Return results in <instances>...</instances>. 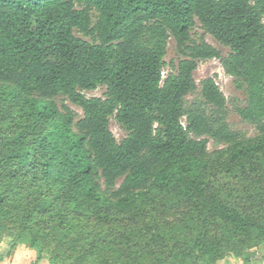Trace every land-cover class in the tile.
<instances>
[{
    "label": "trees",
    "instance_id": "trees-1",
    "mask_svg": "<svg viewBox=\"0 0 264 264\" xmlns=\"http://www.w3.org/2000/svg\"><path fill=\"white\" fill-rule=\"evenodd\" d=\"M197 22L225 56L191 40ZM170 41L177 61L167 64ZM212 59L257 136L232 129L212 78L201 101H186ZM98 88L103 97H86ZM0 106L17 121L15 134L0 129V221L24 177L18 202L34 245L45 246L39 227L50 224L62 253L91 248L98 264L264 263V0H0ZM210 140L225 149L210 153Z\"/></svg>",
    "mask_w": 264,
    "mask_h": 264
},
{
    "label": "rangeland",
    "instance_id": "rangeland-1",
    "mask_svg": "<svg viewBox=\"0 0 264 264\" xmlns=\"http://www.w3.org/2000/svg\"><path fill=\"white\" fill-rule=\"evenodd\" d=\"M93 21L96 18V15H93ZM80 37L78 34H76ZM191 40L195 42H205L210 46H213L219 49L223 55L225 56L228 52L227 49L221 47L211 36L204 33L201 29L200 24L197 22L196 25L191 30ZM177 59V52L175 49V43L170 41L167 47V55L165 57V62L169 64L170 62H175ZM168 69H165L167 72ZM212 78L215 84L219 87L220 91L223 93L224 97L227 100V121L232 127L233 130L239 132L244 139H251L257 136V133L250 125L243 122L235 113L234 107L238 105H242L243 103V94L238 91L233 83V79L227 76L221 63L219 60L212 59L208 61H203L198 64V68L194 72V79L197 84V90L188 95L186 97V101L188 104L193 102L201 101V88L200 83L204 79ZM105 94L104 88H98L95 91L85 93L86 97H103ZM50 102H53L55 106L62 112V106H66L69 108L76 117V120L82 117V111L71 104L63 97H56L54 99H50ZM0 121L2 122V127L0 129L2 132H8L15 134L17 133L16 127V119L15 113L11 110H2L0 106ZM109 129L112 132L115 139L120 142L125 136L126 133L124 130L117 124V122L112 118L110 119ZM226 145L215 143L212 140L208 143V151L210 153L224 150ZM24 177H21L19 180V186L17 185L13 191L9 193L10 199L7 201V205L10 208V216L7 220L0 221V264H98V254L94 249L86 250L84 252L83 257L78 258L77 252L73 251L71 256L63 252V245L55 244V237L61 236V232H52L50 228V224L47 226L39 227L41 228V232L39 233V237L47 234L49 235L48 240H46V244L43 248L34 245L32 241L33 232L29 229H24L23 222L25 221L24 216L26 215V207L23 203H19L18 201L21 197L27 196L28 192L26 190H22V184L24 185ZM226 180L222 178L221 175L216 176V183L221 185ZM9 183L8 180L0 179V186H5ZM121 183V179L117 182L116 187ZM16 184V181L12 182L11 185ZM102 188H104L103 183H101ZM221 187V186H219ZM257 187H259L257 185ZM264 187V186H263ZM14 200H17L16 202ZM157 210L156 212H159ZM175 218H179L178 215L174 214ZM163 215H158L153 213L150 216L151 221L157 220L159 221ZM81 228L75 229L74 234H71V239H75L76 237L80 239ZM51 231V233H50ZM50 233V234H49ZM75 244V242H74ZM73 244V245H74ZM80 245V242H77ZM70 251V250H69ZM260 255H264V247H261L258 250ZM58 253H62L60 259L55 258L54 256H58ZM64 254V255H63ZM252 264H264L260 263L259 260ZM206 264V263H200ZM215 264H243V262L236 258L233 255H227L223 259L217 261Z\"/></svg>",
    "mask_w": 264,
    "mask_h": 264
}]
</instances>
